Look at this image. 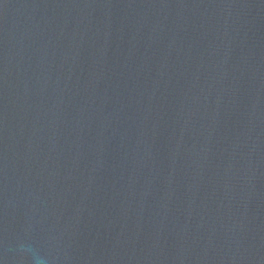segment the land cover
Returning <instances> with one entry per match:
<instances>
[{"label":"water","instance_id":"obj_1","mask_svg":"<svg viewBox=\"0 0 264 264\" xmlns=\"http://www.w3.org/2000/svg\"><path fill=\"white\" fill-rule=\"evenodd\" d=\"M264 264V0H0V264Z\"/></svg>","mask_w":264,"mask_h":264},{"label":"clouds","instance_id":"obj_2","mask_svg":"<svg viewBox=\"0 0 264 264\" xmlns=\"http://www.w3.org/2000/svg\"><path fill=\"white\" fill-rule=\"evenodd\" d=\"M20 251L22 253L31 255L32 264H47V258L45 256L40 255L39 253L34 252L31 246L21 244Z\"/></svg>","mask_w":264,"mask_h":264}]
</instances>
